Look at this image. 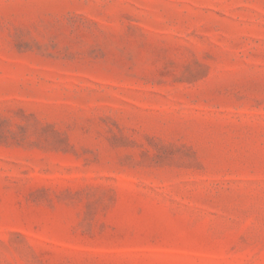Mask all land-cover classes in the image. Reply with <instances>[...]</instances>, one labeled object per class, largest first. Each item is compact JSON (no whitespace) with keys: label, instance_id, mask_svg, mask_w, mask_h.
<instances>
[{"label":"rangeland","instance_id":"1","mask_svg":"<svg viewBox=\"0 0 264 264\" xmlns=\"http://www.w3.org/2000/svg\"><path fill=\"white\" fill-rule=\"evenodd\" d=\"M0 264H264V0H0Z\"/></svg>","mask_w":264,"mask_h":264}]
</instances>
